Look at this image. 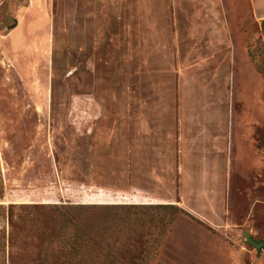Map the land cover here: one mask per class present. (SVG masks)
Instances as JSON below:
<instances>
[{
    "label": "rangeland",
    "instance_id": "obj_1",
    "mask_svg": "<svg viewBox=\"0 0 264 264\" xmlns=\"http://www.w3.org/2000/svg\"><path fill=\"white\" fill-rule=\"evenodd\" d=\"M0 16V264H49L69 220L101 235L87 264H264V0Z\"/></svg>",
    "mask_w": 264,
    "mask_h": 264
},
{
    "label": "trees",
    "instance_id": "obj_2",
    "mask_svg": "<svg viewBox=\"0 0 264 264\" xmlns=\"http://www.w3.org/2000/svg\"><path fill=\"white\" fill-rule=\"evenodd\" d=\"M2 17L0 16V24ZM17 21L14 20V24L9 26V29L16 27ZM1 26V25H0ZM1 30V27H0ZM262 31L264 34V21L262 22ZM4 197L3 181L0 171V199ZM165 208L172 209L173 206H167ZM70 229L69 237L61 240L63 248L57 251L52 257L48 256L49 259H45L40 256L41 261H50L52 264H87L90 253L86 248L89 245L95 243L98 238L101 237L99 232H87L84 230H78L77 225L72 220H69ZM11 224L15 225V222L11 220ZM63 241V242H62ZM132 241V240H131ZM146 249L145 245L137 244L132 247V242L123 250L113 251L112 254H108L103 261V264H136L139 261L143 262L146 260ZM48 262L49 264H51Z\"/></svg>",
    "mask_w": 264,
    "mask_h": 264
},
{
    "label": "water",
    "instance_id": "obj_3",
    "mask_svg": "<svg viewBox=\"0 0 264 264\" xmlns=\"http://www.w3.org/2000/svg\"><path fill=\"white\" fill-rule=\"evenodd\" d=\"M245 238L246 242L258 251L264 250V241L255 240L248 233H245Z\"/></svg>",
    "mask_w": 264,
    "mask_h": 264
}]
</instances>
